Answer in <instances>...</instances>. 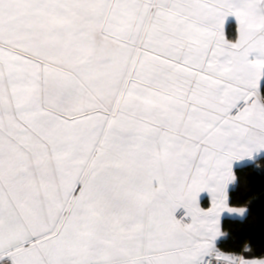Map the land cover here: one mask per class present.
<instances>
[{
    "label": "snow or ice",
    "instance_id": "1",
    "mask_svg": "<svg viewBox=\"0 0 264 264\" xmlns=\"http://www.w3.org/2000/svg\"><path fill=\"white\" fill-rule=\"evenodd\" d=\"M257 157L264 0H0V264H264L218 248Z\"/></svg>",
    "mask_w": 264,
    "mask_h": 264
},
{
    "label": "trees",
    "instance_id": "2",
    "mask_svg": "<svg viewBox=\"0 0 264 264\" xmlns=\"http://www.w3.org/2000/svg\"><path fill=\"white\" fill-rule=\"evenodd\" d=\"M236 182L230 189L229 206L245 208L244 217L225 215L218 248L225 254L245 258L264 257V159L237 166ZM250 251H245V246Z\"/></svg>",
    "mask_w": 264,
    "mask_h": 264
},
{
    "label": "crops",
    "instance_id": "3",
    "mask_svg": "<svg viewBox=\"0 0 264 264\" xmlns=\"http://www.w3.org/2000/svg\"><path fill=\"white\" fill-rule=\"evenodd\" d=\"M258 158V157H257ZM254 161V160H253ZM249 162H252V161H246V162H244L243 164H246V163H249ZM243 164H240V165H243ZM240 165H238V166H240ZM230 207V206H229ZM230 208H232V209H236L237 210V212H235V213H223L222 214V217H221V222H222V219H223V217L225 216V215H230V216H233V217H238V218H240V217H243V216H241L240 214H239V209H245V208H233V207H230ZM246 210V209H245ZM245 214H246V212H245ZM221 233H222V228H221ZM223 234V233H222ZM221 237H222V235H221ZM220 240V239H219ZM218 240V241H219ZM228 255H234V254H228ZM235 256V255H234ZM245 258V257H244ZM245 259H248V260H261V259H264V257H260V258H245Z\"/></svg>",
    "mask_w": 264,
    "mask_h": 264
},
{
    "label": "built area",
    "instance_id": "4",
    "mask_svg": "<svg viewBox=\"0 0 264 264\" xmlns=\"http://www.w3.org/2000/svg\"><path fill=\"white\" fill-rule=\"evenodd\" d=\"M220 250V249H219ZM221 252H223L222 250H220ZM235 256H242V255H235ZM243 257V256H242ZM244 258V257H243Z\"/></svg>",
    "mask_w": 264,
    "mask_h": 264
},
{
    "label": "rangeland",
    "instance_id": "5",
    "mask_svg": "<svg viewBox=\"0 0 264 264\" xmlns=\"http://www.w3.org/2000/svg\"><path fill=\"white\" fill-rule=\"evenodd\" d=\"M244 216H245V215H244ZM244 216H243V217H244Z\"/></svg>",
    "mask_w": 264,
    "mask_h": 264
}]
</instances>
